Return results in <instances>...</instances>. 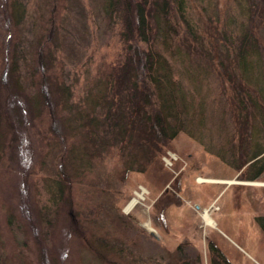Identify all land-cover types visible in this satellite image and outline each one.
Returning <instances> with one entry per match:
<instances>
[{
	"label": "rangeland",
	"instance_id": "374dc122",
	"mask_svg": "<svg viewBox=\"0 0 264 264\" xmlns=\"http://www.w3.org/2000/svg\"><path fill=\"white\" fill-rule=\"evenodd\" d=\"M20 2L27 16L36 8V0ZM187 3L213 47L211 60L201 61L209 72L200 87L182 74L197 110L187 132H179L145 170H132L122 180L115 146L105 150L100 142H89L81 146L87 154L80 147L86 162L79 163L76 144L73 160H63L48 133L49 118L34 98L35 106L28 102L30 92H24L29 122L7 110L3 94L9 90L1 75L8 52L0 18V264H168L178 246L181 257L199 255L201 264H211V242L233 264H264V233L257 221L264 216V116L251 118V113L247 129L238 121L236 87L219 66V57L229 61L227 51L216 48L228 45L225 38L240 31L246 15L239 0ZM64 13L63 76L74 98H81L98 69L114 62L117 27L102 20L98 0H67ZM30 22L27 17L20 25V61L31 55ZM252 28L264 62V24L254 21ZM183 66L178 63L179 74ZM19 72V82L31 87V68L21 65ZM193 73L198 71L189 68L187 74ZM257 102L263 108V98ZM199 176L260 183L198 182ZM58 181L62 197L54 200ZM137 193L138 202L126 209ZM204 210L212 226L204 221Z\"/></svg>",
	"mask_w": 264,
	"mask_h": 264
},
{
	"label": "trees",
	"instance_id": "16d2710c",
	"mask_svg": "<svg viewBox=\"0 0 264 264\" xmlns=\"http://www.w3.org/2000/svg\"><path fill=\"white\" fill-rule=\"evenodd\" d=\"M66 1L36 0V8L27 16L26 5L20 0H0L4 28L1 35L8 52L1 79L9 91L4 92L3 101L7 100L9 112L15 110L23 123L29 122L24 92H30L28 102L34 98L49 118L48 133L54 136L63 160L65 157L73 160L71 152L76 144L78 157L74 153L79 163L86 162L80 147L89 142L95 145L100 142L105 150L117 147L122 180L132 170H145L179 132H187L197 107L193 103V90L183 83L182 74L200 87L209 72L201 61L211 60L212 43L201 34L187 0H98L102 20L108 28L117 27L119 50L114 62L98 69L89 79L81 98H74L62 70ZM239 7L246 15L244 25L238 33L228 34L227 46L220 43L216 48L227 51L229 61L219 57V66L236 87L237 119L247 129L251 113V118L264 116V105L261 108L257 102L258 97L264 101V62L257 56L259 44L252 28L254 21L264 24V0H239ZM27 17L33 26L34 39L28 60L20 61L16 59L21 54L20 25ZM178 63L184 65L181 76ZM21 65L31 68V87L25 88L19 82V77L23 78L19 72ZM189 68L198 73L187 74ZM29 113L34 122L31 109ZM81 150L86 153L83 147ZM57 183L54 200L62 197L57 195L61 181ZM257 221L264 233V216ZM209 246L211 264H233L217 245L211 242ZM179 254L178 246L168 264H201L199 255L191 258Z\"/></svg>",
	"mask_w": 264,
	"mask_h": 264
},
{
	"label": "bare ground",
	"instance_id": "6f19581e",
	"mask_svg": "<svg viewBox=\"0 0 264 264\" xmlns=\"http://www.w3.org/2000/svg\"><path fill=\"white\" fill-rule=\"evenodd\" d=\"M197 181H198V182H202V181L224 182V183L239 182V183H250V184H259V183H260V182H257V181H247V182H245V181H241V182H240V181L233 180V179H212V178H206V177H202V176H199V177L197 178ZM138 197H139V198L141 197V193H140V194L137 193V197L134 196V197H132V198L129 200L128 204L126 205V209L129 210L130 208H132V207L138 202ZM202 216H203L204 221H205L207 224H209V225H211V226L214 224V221H213V219L209 216L207 210H204V211L202 212Z\"/></svg>",
	"mask_w": 264,
	"mask_h": 264
}]
</instances>
